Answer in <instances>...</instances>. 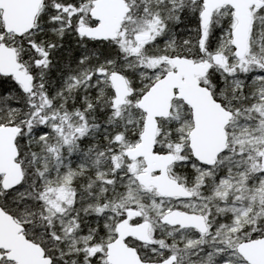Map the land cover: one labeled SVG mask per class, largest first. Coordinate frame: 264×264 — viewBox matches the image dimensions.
I'll use <instances>...</instances> for the list:
<instances>
[{"label": "snow or ice", "instance_id": "snow-or-ice-1", "mask_svg": "<svg viewBox=\"0 0 264 264\" xmlns=\"http://www.w3.org/2000/svg\"><path fill=\"white\" fill-rule=\"evenodd\" d=\"M0 264H264V0H0Z\"/></svg>", "mask_w": 264, "mask_h": 264}]
</instances>
